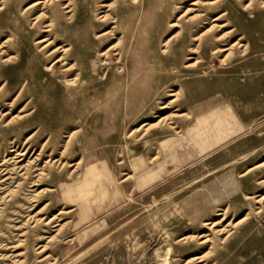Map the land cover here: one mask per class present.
I'll use <instances>...</instances> for the list:
<instances>
[{"label":"rangeland","instance_id":"obj_1","mask_svg":"<svg viewBox=\"0 0 264 264\" xmlns=\"http://www.w3.org/2000/svg\"><path fill=\"white\" fill-rule=\"evenodd\" d=\"M132 1L104 0L118 30L93 43L114 25L97 23L107 7L71 0L69 19L66 0H52L48 15L59 23L51 37L72 46L68 61L77 67L67 74L54 62L59 54L46 58L34 44L46 23L33 24L40 8H26L34 0H0V53L15 56L5 62L0 54V264L18 252L17 264H264V199L256 202L264 165L254 167L264 161V0L245 11L249 0H219L212 15L230 10L219 23L236 27L230 43L242 35L246 49L233 47L223 61L199 49L192 67H185L196 56L187 22H168L197 8L194 0ZM178 31L181 39L163 51L162 40ZM118 39L120 61L110 50L111 64H101L98 53ZM212 107L223 112L211 115ZM197 116L207 117L199 131ZM217 122L222 139L208 146L198 132ZM179 138L185 150L172 160L162 144ZM155 155L167 160L166 171L150 180L142 171L153 169ZM223 215L215 227L223 232L207 229ZM204 233L212 244L202 242Z\"/></svg>","mask_w":264,"mask_h":264},{"label":"bare ground","instance_id":"obj_2","mask_svg":"<svg viewBox=\"0 0 264 264\" xmlns=\"http://www.w3.org/2000/svg\"><path fill=\"white\" fill-rule=\"evenodd\" d=\"M100 1H101L100 6L101 7H105L106 6L107 9H106L105 12L100 13V15L97 17L98 25H100L101 23L102 24H106L107 23V24H112V25L114 24V25L109 30V32L105 31V30L101 31V32L98 31L96 33L95 37H94V40H92L93 43L100 42L102 39H106V38L113 39L114 35H116L117 30H118L117 27H116V24H115V22H116L115 16H112L111 13L108 12L111 9V4L110 3H104V0H100ZM218 1L219 0H194V1L191 2V4L197 6V8L196 7H187L183 12L180 13L179 17L177 16L178 18L168 22V25L170 27H174L175 28V27H179L178 19L179 18H184L185 19L184 21L187 22V24L184 26V29H186V26L189 27V29L191 27H195V29H194L195 33L194 32L193 33H189L191 31H189V29H186V32H187L186 35L189 34L190 35V40L195 41L194 44H192L190 46L189 53L190 54H194L196 56H194L195 61L194 62L192 61V63H187L185 65V67H192L193 65H195L196 62H200L201 61L200 60L201 56L199 55V49H200V51H201V49L202 50L203 49H206V50H210L211 49L212 50V52H211L212 54L220 53V55H219L220 57L224 56V57L221 58L222 61L224 60V58L228 57L229 55H231L233 53V47H239V48L241 47V48H243L242 51L246 49V45H245V43L242 40L243 39L242 35H240L238 38H236L233 42L230 43V41L232 39L230 38L231 35H228V32H231V34H234L233 36H235L236 35V31H237L236 27H235L234 30L224 31V28L227 27L226 26V22L219 23L224 16H228L230 14V10H228L227 12L223 11L222 13H216L215 15H212L213 14L212 10L220 7L219 4H216ZM250 1L251 0H249V2L247 4H244V6L242 4V10L243 11L251 9ZM51 2H52V0H41V1L40 0H34V2L32 4H30L29 6H27V8H26V9H28V8L33 7V6L35 8L36 7L40 8V13L38 12V14H35V17L31 18L32 20H34L33 24L41 17H42V19L45 18L44 21L46 22L44 24V26H42L43 28L41 30V32H43L44 34H42L41 38L40 37L36 38L34 44H37L38 46H40L38 51L45 53V57L46 58L47 57L50 58V57H52L55 54L56 55L59 54L54 62L55 63L62 62V64L65 65L64 71H66L67 74H70V73L73 72V70H76V68H77L76 64H69L70 61H68L69 60V56L71 55L72 46H68L66 44L56 45L55 44V39L51 37V34L57 29V26H56L57 23H59L58 19L54 20V18H52V16L48 15V7H49L48 5ZM132 2L133 3H137V0H133ZM199 7H201V8H199ZM61 8L64 9V13H69V14L71 13L68 18L72 19L73 4H72L71 0H66V2L62 4ZM18 9L19 8H17V11H18ZM100 12H102V11H100ZM241 13L244 15V12L241 11ZM17 14H18V12H17ZM18 15H21V13L18 14ZM69 22H70V24L74 23V20H70ZM33 24L31 26V29L33 28ZM120 28H122V27H120ZM57 34H58V32H57ZM177 36H179V31L176 32L175 34H173L168 39L166 38V39L162 40L163 41V46H164L163 51H165V47L168 46L169 39H171V38H176V40L181 39V37H177ZM8 39L10 40V37H8ZM65 40L67 42L71 43V38L70 37H69V39L66 38ZM5 41H3L0 44V49H3L1 47L4 46L3 43ZM57 41H58V39H57ZM118 46H119V39L114 44H112V46L106 48L105 50H101L98 53L97 56H101L102 57L101 58V64L106 65V66L111 64V62L109 61L110 59L108 58V55L109 54L113 55V54H111V52L108 53V51H110V50L111 51L114 50V55H117L116 62L120 61V58H121L122 54H120L121 48L118 47ZM180 52H182V50ZM1 53H4L3 55L5 57V59L2 60V61L11 62V59L15 58V56L11 55L8 52V50L3 51ZM44 69L47 72L52 71V66L48 64L47 66H45ZM78 75H80V73L79 74L76 73L75 76L70 81H67L69 83L67 85H75V82L78 79ZM178 91L179 90H176L175 92H171L170 95L174 96V99H175L178 96V93H179ZM174 99H172V100H174ZM172 100H170V101H172ZM166 106L167 105H162V107H166ZM216 107L210 108V111H208V113L211 114V115H214L216 113L220 114V113L223 112L222 108L219 107L216 110L215 109ZM22 112H23L22 115H20V114L16 115L18 119H20V118H22V117L27 115L26 113H24V109L20 110V113H22ZM13 117L14 116H12L5 125L9 124L11 122V120H13ZM201 121H204V123H207V117H205V116H203V117L197 116L194 119L193 126L196 128L197 131H199L200 128L202 127V122ZM218 123L220 124V122H217L216 127H214V126L212 127V130H215L214 132H215V136H216V142H214V143H210L208 141L209 137L211 136L210 131H212V130H209L210 128L207 129V132L204 133V134L201 133L202 131L198 132L200 137L201 136H205V138L207 139L208 146L215 145L218 142H220L221 139H222V135H223L222 133L223 132L220 129V127L218 126ZM142 125H147V123H143ZM171 127L175 128L173 125ZM217 135H220V136H217ZM180 140H181V138L176 140V142H174V143L166 144V142H164L162 144V147H165V149L167 150L166 153L168 154V156H171V154H173L174 152H177L179 150H181V151H183V149L185 150V147L181 143ZM190 140L191 139L188 138L187 144H192L194 147H196L194 142L190 141ZM11 151H13V150H11ZM18 154H19V152H18ZM62 154H63V151H62L61 155ZM19 155H23V153H21ZM157 157L158 156L155 155V156H152L150 159L154 160V159H157ZM60 163H62L61 160H60ZM62 164H64V162ZM68 165H70V164H68ZM262 165H264V161L262 163L257 164L254 167H259V166H262ZM93 167L88 169V171L85 173V176H84L83 180H85L86 175L88 173L92 172ZM135 169H136V166H134V170ZM42 172H44L43 168L40 169L38 174L42 175ZM99 174H100V172L96 173V174H93V175L95 177H97ZM35 181H39V176H38V178ZM93 181H94V179H92V182ZM260 182H262L264 184V179H260ZM34 185H35V183H34ZM76 185H77V183H76ZM81 188H83V187H81ZM80 191H82V190H80ZM79 198H81V197H79ZM263 199H264V194L259 196V198L256 200V202L259 204V207L262 206ZM224 212H225V210H224ZM45 219L46 218L39 217L35 221L37 223H39V222L45 221ZM243 219H244V217L242 219H239L238 221L243 220ZM223 220H224V215L221 218H219L218 220H215V221H212V222H206L205 224H209L208 227H207L208 230H210L212 232L221 233V232H223L224 227H221L218 230H215V227L218 224H220V222L223 221ZM47 223H49V220L45 222V224H47ZM199 237H203L202 242H210V244H212V239H208L207 238V234L204 233L203 235H200ZM224 239H225V237H224ZM20 244H21V241H19L14 247L18 248ZM46 247H47L46 245H42V246L38 247V249L40 248L38 253L44 252L47 249ZM19 253H21V252H18L17 254H15V258L13 260H11L10 264H17V262L19 263V261H20ZM22 253H24V252L22 251ZM162 261H163L164 264H167L165 259L162 260ZM198 261H200V260H198Z\"/></svg>","mask_w":264,"mask_h":264},{"label":"crops","instance_id":"obj_3","mask_svg":"<svg viewBox=\"0 0 264 264\" xmlns=\"http://www.w3.org/2000/svg\"><path fill=\"white\" fill-rule=\"evenodd\" d=\"M178 152H174L172 154V156H170V158L172 160H176L177 158V155H178ZM150 161H152L151 159H149ZM155 161L153 162L154 163V166H151L153 169L151 171H142V174H143V177L146 176L148 179L152 180L154 179L155 177L161 175L163 172L166 171L165 169V166L167 164V160L165 161L164 160V157L161 159L159 156L157 157V159H154ZM94 165H90L86 172L88 171V169H90L91 167H93ZM84 176H85V173H84ZM84 178V177H83Z\"/></svg>","mask_w":264,"mask_h":264}]
</instances>
